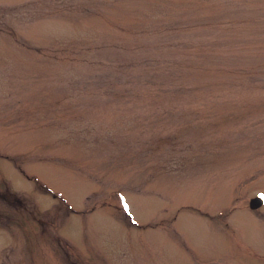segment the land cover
<instances>
[{
  "label": "rangeland",
  "instance_id": "obj_1",
  "mask_svg": "<svg viewBox=\"0 0 264 264\" xmlns=\"http://www.w3.org/2000/svg\"><path fill=\"white\" fill-rule=\"evenodd\" d=\"M258 193L264 0H0V264H264Z\"/></svg>",
  "mask_w": 264,
  "mask_h": 264
},
{
  "label": "water",
  "instance_id": "obj_2",
  "mask_svg": "<svg viewBox=\"0 0 264 264\" xmlns=\"http://www.w3.org/2000/svg\"><path fill=\"white\" fill-rule=\"evenodd\" d=\"M260 204H261V198H260V196L253 197L250 200V206L251 207H257Z\"/></svg>",
  "mask_w": 264,
  "mask_h": 264
}]
</instances>
